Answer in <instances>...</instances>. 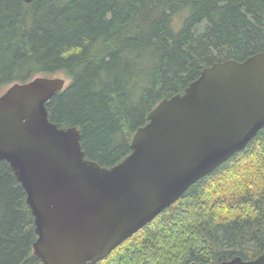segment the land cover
Returning a JSON list of instances; mask_svg holds the SVG:
<instances>
[{"label": "trees", "instance_id": "1", "mask_svg": "<svg viewBox=\"0 0 264 264\" xmlns=\"http://www.w3.org/2000/svg\"><path fill=\"white\" fill-rule=\"evenodd\" d=\"M264 51V0H0V88L69 79L50 119L113 166L203 68ZM27 193L0 162V264H45ZM264 252V128L96 264H218Z\"/></svg>", "mask_w": 264, "mask_h": 264}, {"label": "water", "instance_id": "2", "mask_svg": "<svg viewBox=\"0 0 264 264\" xmlns=\"http://www.w3.org/2000/svg\"><path fill=\"white\" fill-rule=\"evenodd\" d=\"M66 85L37 76L0 95V162L27 193L34 252L45 264L106 258L264 128V51L203 68L150 111L113 166L87 158L78 127L50 119L47 104ZM218 264H264V252Z\"/></svg>", "mask_w": 264, "mask_h": 264}, {"label": "rangeland", "instance_id": "3", "mask_svg": "<svg viewBox=\"0 0 264 264\" xmlns=\"http://www.w3.org/2000/svg\"><path fill=\"white\" fill-rule=\"evenodd\" d=\"M57 76L65 78V79H66V84L68 85V83H69V79L66 78V76H65L63 73H62V74H59V75H57ZM5 90H6V88H0V95H1Z\"/></svg>", "mask_w": 264, "mask_h": 264}, {"label": "flooded vegetation", "instance_id": "4", "mask_svg": "<svg viewBox=\"0 0 264 264\" xmlns=\"http://www.w3.org/2000/svg\"><path fill=\"white\" fill-rule=\"evenodd\" d=\"M67 86V85H66Z\"/></svg>", "mask_w": 264, "mask_h": 264}]
</instances>
